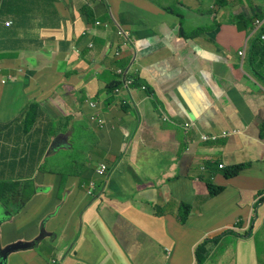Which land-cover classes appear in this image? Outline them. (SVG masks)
Listing matches in <instances>:
<instances>
[{
  "label": "crops",
  "instance_id": "1",
  "mask_svg": "<svg viewBox=\"0 0 264 264\" xmlns=\"http://www.w3.org/2000/svg\"><path fill=\"white\" fill-rule=\"evenodd\" d=\"M209 1L0 0V246L47 235L4 264L264 259V90L237 55L254 31L231 24L264 0ZM120 70L132 86L107 92ZM206 163L249 167L209 198Z\"/></svg>",
  "mask_w": 264,
  "mask_h": 264
},
{
  "label": "trees",
  "instance_id": "2",
  "mask_svg": "<svg viewBox=\"0 0 264 264\" xmlns=\"http://www.w3.org/2000/svg\"><path fill=\"white\" fill-rule=\"evenodd\" d=\"M248 1V0H246ZM228 0H216L215 4L220 8H224L227 6ZM264 12V6L261 8ZM259 9H257L258 11ZM261 11V10H260ZM256 10H253V15L257 16L258 13ZM263 18L264 14L261 13L257 18ZM257 20V19H256ZM260 21V20H259ZM262 26L253 32V34L247 39L246 43V52L243 62V70L252 78L256 83H258L261 88L264 90V20ZM231 24L235 25L238 31H243L247 35L253 31L252 17L245 15H237L231 17ZM210 31V28H197L193 30L188 36V39L200 38L204 34H207ZM212 33V30L211 32ZM212 41V39H211ZM117 76V75H116ZM115 82H113V86H107L106 91L111 92L112 90L117 89L121 86L120 77H115ZM142 84L138 80H134V85ZM64 119V118H63ZM262 135L264 136V126L262 128ZM249 164L243 165H235L226 168H221L218 170V165H212L210 163H206L204 167V174L200 178L201 181L205 184L208 197L214 198L223 192V188L214 186L212 183V177L216 172H220L222 177L226 180L233 179L239 175V173L243 169H247ZM189 208L187 206H182V213L178 218L179 223H185L187 219ZM231 233V231H226L224 234ZM215 240V239H213ZM205 243H203L204 245ZM198 251L201 253V249L198 248ZM202 252L206 253L205 249H202ZM200 259V257H198ZM262 264H264V259L262 260Z\"/></svg>",
  "mask_w": 264,
  "mask_h": 264
},
{
  "label": "built area",
  "instance_id": "3",
  "mask_svg": "<svg viewBox=\"0 0 264 264\" xmlns=\"http://www.w3.org/2000/svg\"><path fill=\"white\" fill-rule=\"evenodd\" d=\"M262 24H263V22L256 20V21L253 23L254 31L258 30V29L262 26ZM6 25H8V24H6ZM117 35H118V36H125V34H124L123 32H121L120 30L117 32ZM245 52H246V48L243 47V49L240 50V51L237 53L238 57L241 58V60L244 59V57H245ZM118 74L120 75V77L122 76V77H121V79H122V85H121V88H118V89H115V90H114V93H116V94L119 92V90L128 91L129 86L132 85V81L126 79V78H125V74H122L120 71L118 72ZM9 78H10V77H9ZM88 108H93V107H92L91 105H89ZM93 116H99V114L96 113V110H95V113H94ZM90 121H91V122H90L91 124H93V123L95 122V121H93L92 118H90ZM98 123H99V125H103V121H102V119H100V120L98 121ZM185 127H186V126H185ZM233 134H234V132H233ZM200 137H201V141H202V142H216V141L219 140V139H223V138L225 137V134H223V135H218V136H217V135H209V136H204V135H202V136H200ZM218 168L221 169L222 166H219ZM105 171H106V167H105L103 164H100V165L97 167L95 173H96L98 176H104V175H105Z\"/></svg>",
  "mask_w": 264,
  "mask_h": 264
},
{
  "label": "rangeland",
  "instance_id": "4",
  "mask_svg": "<svg viewBox=\"0 0 264 264\" xmlns=\"http://www.w3.org/2000/svg\"><path fill=\"white\" fill-rule=\"evenodd\" d=\"M216 2V1H215ZM209 3H211V0L209 1ZM219 6L218 5H216L215 4V9L214 10H211V12H213V13H215L216 11H218L219 10ZM261 15V13H258L257 14V16H254L253 14H251L249 17H252V24L254 23V21L257 19V20H263V18H257L258 16H260ZM211 21H212V23L213 24H215V25H219L220 24V22H214V19L213 18H211ZM201 26L200 27H207V24H200ZM27 46H31V43H30V41L29 42H26L25 43ZM16 52H14V51H10V53L8 54V55H6L8 58H12V59H14L15 57H16ZM3 56V55H2ZM3 69H0V73H1V71H2ZM57 71V70H56ZM145 92L146 93H150V90H145ZM130 102L128 101V102H125V101H122L121 103H120V107H121V109L120 110H122V111H124L123 109H128L129 107L127 106L128 104H129ZM64 105H63V102L61 101V100H59L58 101V103H57V107L58 108H62ZM58 115L59 116H65L66 114H65V112H63V113H58ZM56 117H58L57 115H56ZM162 119L164 120V121H167V119L165 118V117H162ZM88 122H89V124L91 125V126H93L94 128H101V125H99V123H98V121H95L93 124H91L90 122V120H88ZM55 128H57V127H55ZM191 128L190 127H187L186 129H185V131H189ZM199 139H200V141H201V137H199ZM202 142V141H201ZM80 154V153H79ZM79 154H77L78 156H79ZM62 154L60 155V159L62 158ZM60 159H57V160H52V161H49L48 163H47V167H49V166H53V165H55V166H61V165H63L64 164V161L63 160H60ZM97 175V174H96ZM98 176V175H97ZM48 206L49 205H47V208H48ZM54 214H52V216H53ZM43 228H44V226H43ZM263 242V241H262ZM262 242H258V246H260L261 245V243ZM222 245H223V243H222ZM202 249H204V245H203V243H202ZM262 260L263 259H260L259 260V264H262Z\"/></svg>",
  "mask_w": 264,
  "mask_h": 264
},
{
  "label": "water",
  "instance_id": "5",
  "mask_svg": "<svg viewBox=\"0 0 264 264\" xmlns=\"http://www.w3.org/2000/svg\"><path fill=\"white\" fill-rule=\"evenodd\" d=\"M1 219H2V216L0 214V221ZM43 234H44V231L43 229H41L39 235L33 241H30V242L16 241L13 243L6 244L3 247L0 246V264H4L7 254L10 253L11 251H14L17 249L23 250V249L30 248L34 244L35 241L42 240L45 236H47Z\"/></svg>",
  "mask_w": 264,
  "mask_h": 264
},
{
  "label": "clouds",
  "instance_id": "6",
  "mask_svg": "<svg viewBox=\"0 0 264 264\" xmlns=\"http://www.w3.org/2000/svg\"><path fill=\"white\" fill-rule=\"evenodd\" d=\"M255 21H256V20H255ZM255 21H254V22H255ZM258 21H259V20H258ZM261 22H263V21H261ZM6 24H8V25H6ZM10 24H11V23H5L4 25H5L6 27H8V26H10ZM98 24H99V23H96L95 25H98ZM118 31H119V30L116 31V34H117ZM120 31H121V30H120ZM253 31H254V28H253ZM121 32H122V31H121ZM123 33H124V32H123ZM124 34H125V33H124ZM117 36H118V35H117ZM118 37H126V34H125V36H118ZM115 56H117V53H115ZM118 72H119V71H118ZM118 72H117V74H118ZM120 72H121L122 74H125V73L122 72V70H120ZM117 76L120 77L119 74H118ZM121 77H122V76H121ZM121 77H120V81H121V85H122V79H121ZM125 78L128 79V80H131V81H132V84H133V79H132V78L127 77L126 74H125ZM131 86H132V85H131ZM131 86H129L128 90L130 89ZM120 88H121V86H120ZM143 89H144V88H142V90H143ZM185 126H186V127H185ZM187 127H192V126H189V125H185V124H184V126H183L184 130H185ZM212 143H214V142H212Z\"/></svg>",
  "mask_w": 264,
  "mask_h": 264
}]
</instances>
